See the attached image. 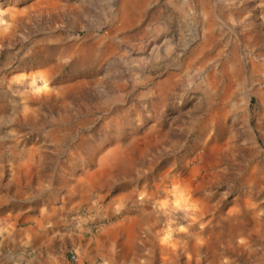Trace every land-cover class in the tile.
<instances>
[{
	"label": "rangeland",
	"instance_id": "1",
	"mask_svg": "<svg viewBox=\"0 0 264 264\" xmlns=\"http://www.w3.org/2000/svg\"><path fill=\"white\" fill-rule=\"evenodd\" d=\"M135 218L114 264H264V0H0V264Z\"/></svg>",
	"mask_w": 264,
	"mask_h": 264
},
{
	"label": "crops",
	"instance_id": "2",
	"mask_svg": "<svg viewBox=\"0 0 264 264\" xmlns=\"http://www.w3.org/2000/svg\"><path fill=\"white\" fill-rule=\"evenodd\" d=\"M90 196L91 191L87 188L79 189L78 191L68 189L64 195L63 203L61 205H56V203L52 206L50 211L57 217L62 216L64 208L73 207L75 202H86ZM93 203L92 201V205H94ZM117 207L115 199H112L98 209L100 210L99 213L105 214L113 209L116 210ZM44 218L47 219L48 217L45 216ZM115 225L116 223L109 224L104 229L95 231V234L92 236L82 233H76L74 235L68 233L67 237L64 238L63 235H60V242L62 243L68 238L69 242L75 241L83 245V248L88 251V257H86V260H83L81 264H114L117 252L125 251L128 255H133L135 253L136 218L135 220H130L121 224V226L116 227ZM105 231L106 233H104ZM90 239L93 241L89 242ZM118 247L119 249H117ZM73 250L79 260L80 255L76 251V248ZM100 256L104 258L103 261H96Z\"/></svg>",
	"mask_w": 264,
	"mask_h": 264
},
{
	"label": "built area",
	"instance_id": "3",
	"mask_svg": "<svg viewBox=\"0 0 264 264\" xmlns=\"http://www.w3.org/2000/svg\"><path fill=\"white\" fill-rule=\"evenodd\" d=\"M80 214H81V213H80ZM70 258H71L72 260H76V259H77V255H76V253H75L74 250H71V251H70Z\"/></svg>",
	"mask_w": 264,
	"mask_h": 264
}]
</instances>
